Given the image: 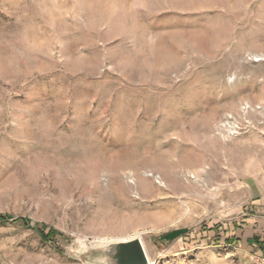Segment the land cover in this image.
Segmentation results:
<instances>
[{
  "label": "rangeland",
  "instance_id": "374dc122",
  "mask_svg": "<svg viewBox=\"0 0 264 264\" xmlns=\"http://www.w3.org/2000/svg\"><path fill=\"white\" fill-rule=\"evenodd\" d=\"M258 143L264 0H0V264H256Z\"/></svg>",
  "mask_w": 264,
  "mask_h": 264
},
{
  "label": "crops",
  "instance_id": "0c3cea01",
  "mask_svg": "<svg viewBox=\"0 0 264 264\" xmlns=\"http://www.w3.org/2000/svg\"><path fill=\"white\" fill-rule=\"evenodd\" d=\"M264 145V143H263ZM257 149H263L258 143ZM261 154V153H260ZM264 155V152L262 153ZM256 171L239 175V169L231 163L229 171L235 174L240 184V190L245 192V198L237 212L235 224L230 228V233L235 243L243 250L257 256H264V161Z\"/></svg>",
  "mask_w": 264,
  "mask_h": 264
},
{
  "label": "water",
  "instance_id": "95a60500",
  "mask_svg": "<svg viewBox=\"0 0 264 264\" xmlns=\"http://www.w3.org/2000/svg\"><path fill=\"white\" fill-rule=\"evenodd\" d=\"M108 264H149L140 238L114 242L107 247Z\"/></svg>",
  "mask_w": 264,
  "mask_h": 264
},
{
  "label": "built area",
  "instance_id": "2783aa9c",
  "mask_svg": "<svg viewBox=\"0 0 264 264\" xmlns=\"http://www.w3.org/2000/svg\"><path fill=\"white\" fill-rule=\"evenodd\" d=\"M226 120H228V121H230V123H231V128L233 127V126H235V124L233 123V121H231V118H226ZM225 120V121H226ZM256 264H264V256H257L256 257Z\"/></svg>",
  "mask_w": 264,
  "mask_h": 264
},
{
  "label": "trees",
  "instance_id": "16d2710c",
  "mask_svg": "<svg viewBox=\"0 0 264 264\" xmlns=\"http://www.w3.org/2000/svg\"><path fill=\"white\" fill-rule=\"evenodd\" d=\"M0 219H3L2 216H0ZM43 228H44V225H42L40 228H39V231L43 233Z\"/></svg>",
  "mask_w": 264,
  "mask_h": 264
}]
</instances>
